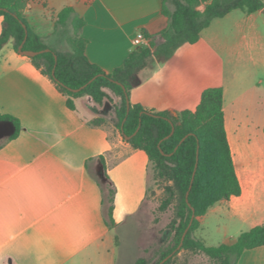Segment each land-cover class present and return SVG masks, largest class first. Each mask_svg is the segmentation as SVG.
Here are the masks:
<instances>
[{"label":"crops","instance_id":"1","mask_svg":"<svg viewBox=\"0 0 264 264\" xmlns=\"http://www.w3.org/2000/svg\"><path fill=\"white\" fill-rule=\"evenodd\" d=\"M162 3L26 0L23 16L29 30L54 48L57 15L72 8L85 21L81 36L88 41L86 58L109 74L131 52L147 48L148 37L159 41L168 25ZM204 9L205 4L198 7ZM239 12L215 19L197 42L179 46L164 62L149 64L128 97L145 111L176 118L183 111L194 112L206 89L222 88L224 127L241 194L199 217L195 233L208 214L236 220L245 229L239 234L264 223V94L255 86L233 96L225 80L227 66L239 60L264 67V9ZM219 20H230L234 44L222 40L225 32L214 27ZM2 27L0 17V33ZM138 35L143 41L134 46ZM74 103L75 111L12 42L2 47L0 118L16 119L20 130L9 139L14 126L0 119V264H112L107 250L114 229L135 216L146 200L147 154L132 148L89 97ZM95 120L99 122L93 124ZM106 183L114 190L113 227L106 223L101 190ZM237 264H264V246L244 251Z\"/></svg>","mask_w":264,"mask_h":264},{"label":"trees","instance_id":"2","mask_svg":"<svg viewBox=\"0 0 264 264\" xmlns=\"http://www.w3.org/2000/svg\"><path fill=\"white\" fill-rule=\"evenodd\" d=\"M202 4H205V9L201 12L198 7ZM25 5L26 0H0V17L3 18L0 50L12 42L17 52L25 39V25L27 38L23 50H49L30 60L56 85L66 98L69 109L75 111L74 101L83 96L102 105L105 99H109L107 91L111 92L118 98L115 107L117 129L124 139L130 137L125 140L132 148L147 154L155 176L165 182V197L159 211L164 212L173 205L174 218L170 224L173 237L172 245L161 251L156 264L172 254L163 263L168 264L179 251L204 254L216 264H237L244 251L264 246V223L240 233L232 245L207 247L195 237L199 217L215 204L241 194L224 127L222 88L206 89L194 112L183 111L176 118L167 113L148 112L130 103L127 113L126 105L130 90L139 82L138 74L149 64L164 62L179 46L197 42L200 34L215 19L235 10L248 15L263 10L264 0H163L162 13L168 18V25L157 37L159 41L148 37L147 48L131 52L124 63L109 74L86 58L88 41L81 36L85 21L72 8L62 9L55 21L54 44L67 47V50L60 51L56 47L51 48L29 30L23 16ZM1 118L14 126L9 139L16 138L19 122L10 116ZM98 122L92 121L93 124ZM172 126L174 132L170 135ZM101 190L106 206V223L113 227L114 190L109 183ZM193 215L192 224L181 242ZM135 264L147 263L138 259Z\"/></svg>","mask_w":264,"mask_h":264},{"label":"rangeland","instance_id":"3","mask_svg":"<svg viewBox=\"0 0 264 264\" xmlns=\"http://www.w3.org/2000/svg\"><path fill=\"white\" fill-rule=\"evenodd\" d=\"M238 15H241L239 11H232L231 17ZM214 25L227 33L222 34V40L227 41L229 46L236 42L233 40V32L228 31L231 25L230 20H219ZM262 31L264 33L263 26ZM55 47L60 51L67 50L66 46L56 45ZM225 80L233 96L250 92L255 86H259V91L264 94V67L252 65L246 59L239 60L237 64L228 65ZM108 96L109 99H105L102 105L95 104L92 107L102 118L116 123L115 107L118 100L111 92H108ZM86 110L92 113L91 110ZM164 186L165 182L155 176L153 166L150 164L147 195L142 208L123 226L114 229L112 244L107 250L113 255L112 264H135L138 259H144L147 264H156L161 251L172 245L173 232L170 224L174 218L173 205L164 212L159 211V205L165 197ZM241 228L236 220L229 219L225 214H208L195 233V237L207 247H217L235 239L240 230H245ZM168 264H216V261L204 254L179 251Z\"/></svg>","mask_w":264,"mask_h":264},{"label":"water","instance_id":"4","mask_svg":"<svg viewBox=\"0 0 264 264\" xmlns=\"http://www.w3.org/2000/svg\"><path fill=\"white\" fill-rule=\"evenodd\" d=\"M23 28L25 29V39L23 40L22 44L18 47L17 52H18L19 54H21V55H23V56H26V57H28V58H31V57H35V56H37V55L40 54V53H44V52H48V51H49L48 49L43 50V51H39V52L23 50V45H24L25 40H26V38H27V30H26L25 25H23ZM55 59H56V58H55ZM93 80H94V79H92L91 81H89V83H91ZM85 86H86V85H85ZM85 86H84V87H85ZM84 87H82V88H84ZM82 88H81V89H82ZM81 89H79V90H81ZM79 90H75V92H77V91H79ZM126 105H127V113H128V112H129V108H130V105H129V102H128V101L126 102ZM173 132H174V127L172 126V130H171L170 135H172ZM168 137H169V136H168ZM168 137H166V138H168ZM125 139H126V140H129L130 137H125ZM193 219H194V215L191 217L190 223H189L188 227L185 229V231H184V233H183V235H182L181 242L183 241V239H184L186 233L188 232V229H189V227L191 226ZM180 246H181V244H180ZM180 246L178 247V249L180 248ZM171 256H172V254L169 255L168 257H166L165 259H163L159 264H163V263H165V262H166Z\"/></svg>","mask_w":264,"mask_h":264},{"label":"built area","instance_id":"5","mask_svg":"<svg viewBox=\"0 0 264 264\" xmlns=\"http://www.w3.org/2000/svg\"><path fill=\"white\" fill-rule=\"evenodd\" d=\"M142 41H143V37H142V35H138V36L133 40V45H134V46H139V45H141Z\"/></svg>","mask_w":264,"mask_h":264}]
</instances>
